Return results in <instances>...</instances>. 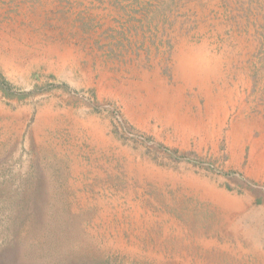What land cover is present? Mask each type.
<instances>
[{"label": "rangeland", "instance_id": "374dc122", "mask_svg": "<svg viewBox=\"0 0 264 264\" xmlns=\"http://www.w3.org/2000/svg\"><path fill=\"white\" fill-rule=\"evenodd\" d=\"M0 264H264V0H0Z\"/></svg>", "mask_w": 264, "mask_h": 264}]
</instances>
